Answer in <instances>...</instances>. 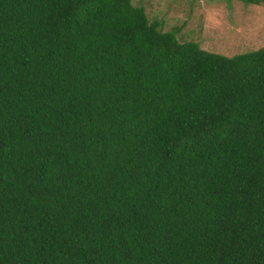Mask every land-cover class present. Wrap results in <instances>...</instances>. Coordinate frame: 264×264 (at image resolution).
Returning a JSON list of instances; mask_svg holds the SVG:
<instances>
[{
	"label": "trees",
	"instance_id": "trees-1",
	"mask_svg": "<svg viewBox=\"0 0 264 264\" xmlns=\"http://www.w3.org/2000/svg\"><path fill=\"white\" fill-rule=\"evenodd\" d=\"M162 25L0 0V264H264V46Z\"/></svg>",
	"mask_w": 264,
	"mask_h": 264
},
{
	"label": "rangeland",
	"instance_id": "rangeland-1",
	"mask_svg": "<svg viewBox=\"0 0 264 264\" xmlns=\"http://www.w3.org/2000/svg\"><path fill=\"white\" fill-rule=\"evenodd\" d=\"M180 41L232 56L264 46V6L239 0H131Z\"/></svg>",
	"mask_w": 264,
	"mask_h": 264
}]
</instances>
